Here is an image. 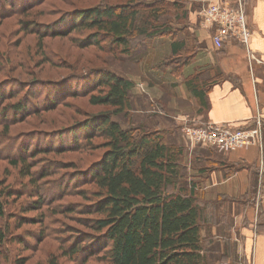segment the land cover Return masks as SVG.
Segmentation results:
<instances>
[{"label":"rangeland","instance_id":"obj_1","mask_svg":"<svg viewBox=\"0 0 264 264\" xmlns=\"http://www.w3.org/2000/svg\"><path fill=\"white\" fill-rule=\"evenodd\" d=\"M153 1L157 0L142 2ZM124 2L127 0H0V264H109L103 255L102 235L85 224L87 218L97 216L85 211L96 200L95 186L86 177L103 148H87L89 132L80 130L109 108L89 103L88 92L98 90L92 89L93 78L104 69L136 82L135 108L114 116L123 127L142 123L147 129H164L169 144L184 147L182 182L188 187L197 183V199L203 208L202 235L212 262L250 264L242 249V230L252 221L247 215V195H226L210 186V177L220 168L227 174L239 166L226 161L227 152L211 146L192 147L176 118L196 125L209 121L188 109V100L177 98L168 81L157 84L158 79L142 71L149 66L157 70L158 64L170 62L169 39H133L138 53L131 59L120 49L111 51L108 41L101 48L81 46L79 41L89 33L86 29L63 35L46 29H66L69 25L57 24L58 20L77 9ZM172 9L165 10L167 18L176 13ZM23 22L28 27L36 25L26 28ZM147 50L150 52L144 53ZM136 58L138 64L133 62ZM183 60L170 62L168 68H177ZM165 73L158 75L168 78ZM17 102L25 109L15 110L12 105ZM92 140L95 144L102 141L99 137ZM21 158L30 163L35 182L23 175L24 162L11 164L12 159ZM82 190L87 191V198L82 197ZM39 199L41 207L35 208ZM76 243L83 250L74 254L71 250Z\"/></svg>","mask_w":264,"mask_h":264},{"label":"trees","instance_id":"obj_2","mask_svg":"<svg viewBox=\"0 0 264 264\" xmlns=\"http://www.w3.org/2000/svg\"><path fill=\"white\" fill-rule=\"evenodd\" d=\"M142 1L127 0L120 4L77 9L58 20L57 24L69 25L66 29H51L50 26L46 29L54 35L86 29L89 33L79 41L81 46L101 48L108 41L111 51L120 49L131 59L138 53L137 43L132 42L135 38L142 41L170 37L168 49L173 54L184 50L185 38L176 37L184 27L183 1ZM167 8L176 11L171 18L165 16ZM23 24L26 28L36 25ZM147 52L150 50L144 53ZM168 57L170 62L176 63L182 58ZM133 62L138 64L140 61L136 58ZM170 62L158 64L157 70L149 66L142 71L154 78L161 68L167 69L162 72L169 74ZM183 63L184 60L177 66ZM93 79L95 86L92 89L98 90L96 93L86 91L89 103L109 108L80 128L89 132L84 135L87 148H103L102 155L88 169L89 176L86 177L95 186L96 200L85 211L97 216L87 218L85 224L102 235L105 259L109 264H214L204 245L203 208L197 199V183L192 182L188 187L182 182L184 147L169 144L162 133L166 131L164 129H147L142 123H132L125 128L114 118L135 108L133 89L136 82L133 78L104 69ZM154 102L164 109L160 101ZM12 107L17 111L25 109L21 102ZM70 134L74 135V132ZM96 137L102 139L99 144L92 140ZM19 162H24L23 175L35 182V174L31 173V165L25 158L11 160L14 166ZM81 195L88 197L84 190ZM41 203L42 200H36L34 207L40 208ZM0 212L3 213L1 202ZM81 250L83 246L76 243L71 252L75 254Z\"/></svg>","mask_w":264,"mask_h":264},{"label":"crops","instance_id":"obj_3","mask_svg":"<svg viewBox=\"0 0 264 264\" xmlns=\"http://www.w3.org/2000/svg\"><path fill=\"white\" fill-rule=\"evenodd\" d=\"M182 1L186 11L184 27L176 37L185 38L186 47L174 54L169 48L167 53L184 57V63L168 68V78L155 74L156 83L168 81L173 94L187 99V108L208 121L248 127L259 117L264 125V0H246L253 31L251 48L263 59L261 63H250L247 50L234 40L223 48L214 47L210 31L199 24L198 11L204 0ZM224 157L239 167L227 174L224 168L212 173L210 186L226 195H247V215L252 221L242 230V249L250 264H264V150L262 155L257 145L249 144L228 151Z\"/></svg>","mask_w":264,"mask_h":264},{"label":"built area","instance_id":"obj_4","mask_svg":"<svg viewBox=\"0 0 264 264\" xmlns=\"http://www.w3.org/2000/svg\"><path fill=\"white\" fill-rule=\"evenodd\" d=\"M200 27L210 31L214 47L220 49L234 40L247 50L250 63L263 62L251 48L253 35L249 25L245 0H204L198 11ZM177 117L189 144L211 146L222 152L255 144L261 154L264 150L263 121L257 117L255 124L248 127H236L231 123L212 122L206 125L190 124L188 119ZM261 167L264 163L261 162Z\"/></svg>","mask_w":264,"mask_h":264}]
</instances>
